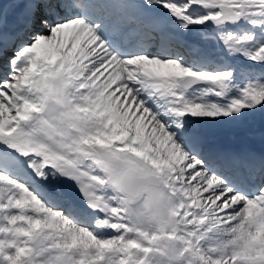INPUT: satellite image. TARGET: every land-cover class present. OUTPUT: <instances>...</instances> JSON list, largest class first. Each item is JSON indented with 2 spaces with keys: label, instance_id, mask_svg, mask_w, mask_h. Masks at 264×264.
Masks as SVG:
<instances>
[{
  "label": "snow or ice",
  "instance_id": "snow-or-ice-1",
  "mask_svg": "<svg viewBox=\"0 0 264 264\" xmlns=\"http://www.w3.org/2000/svg\"><path fill=\"white\" fill-rule=\"evenodd\" d=\"M258 116L264 0H0V264H264Z\"/></svg>",
  "mask_w": 264,
  "mask_h": 264
},
{
  "label": "bare ground",
  "instance_id": "bare-ground-1",
  "mask_svg": "<svg viewBox=\"0 0 264 264\" xmlns=\"http://www.w3.org/2000/svg\"><path fill=\"white\" fill-rule=\"evenodd\" d=\"M241 133H243L242 125L238 126V128L236 130H234V134H241Z\"/></svg>",
  "mask_w": 264,
  "mask_h": 264
},
{
  "label": "rangeland",
  "instance_id": "rangeland-1",
  "mask_svg": "<svg viewBox=\"0 0 264 264\" xmlns=\"http://www.w3.org/2000/svg\"><path fill=\"white\" fill-rule=\"evenodd\" d=\"M257 119H262V117L258 116L255 120V122H257ZM222 126H225V127H229L230 125H222ZM237 127V125L235 126ZM245 126L242 125V128H244ZM238 128V127H237Z\"/></svg>",
  "mask_w": 264,
  "mask_h": 264
}]
</instances>
